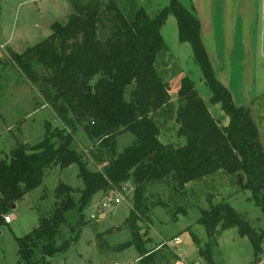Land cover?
<instances>
[{
  "label": "trees",
  "instance_id": "1",
  "mask_svg": "<svg viewBox=\"0 0 264 264\" xmlns=\"http://www.w3.org/2000/svg\"><path fill=\"white\" fill-rule=\"evenodd\" d=\"M68 2L72 12L65 23H51L50 34L36 45L7 52V59L39 89L61 126L44 122L39 140L32 145L19 143L7 157H0V223L10 204L40 185L51 166L63 169L76 164L84 187L55 185L53 208L39 215L29 233L15 237L16 264H50L45 258L70 243L62 247L56 241L65 225L64 213L73 207L81 211L95 194L119 190L126 181L133 186L126 221L141 264H174L176 258L170 250L157 255L156 247H143L137 220L150 221L152 207H168L147 195L148 185L163 184L169 196L182 197L191 180L218 170L232 176L242 172L248 199L264 211V150L257 126L249 108L235 105L217 78L191 0H169L152 12L136 0ZM168 16L176 19L178 40L189 44L192 61L210 91L204 101L190 77L180 78L175 123L176 135L184 136L185 142L178 146L159 141L160 128L152 116L171 99L168 81L155 67L157 54L167 49L160 28ZM215 103L228 119L225 125L208 109ZM79 129L91 142V160L100 166L98 170L87 168L84 156L71 144ZM124 132L133 134L134 141L118 152L115 137ZM81 221L80 216L71 228L77 230ZM197 223L205 230V240L186 229L208 264H215L212 250L217 235L229 228L250 242L254 253L250 264L261 259L264 228L250 225L226 200L200 209Z\"/></svg>",
  "mask_w": 264,
  "mask_h": 264
},
{
  "label": "rangeland",
  "instance_id": "2",
  "mask_svg": "<svg viewBox=\"0 0 264 264\" xmlns=\"http://www.w3.org/2000/svg\"><path fill=\"white\" fill-rule=\"evenodd\" d=\"M136 1L147 12L169 2ZM191 2L200 20V36L213 70L229 90L233 103L249 108L264 150V0ZM71 12L72 6L68 0H0L1 158L7 157L10 150L19 143L32 145L39 140L44 134V122L47 121L51 127L61 126L39 89L29 83L7 59V52L13 50L19 53L41 42L50 34L51 23H65ZM160 34L167 49L157 54L155 67L168 81L173 99L152 116L161 129L159 136L162 141L178 146L185 142V137L176 135L175 86L186 75L193 80L204 101L208 100L210 91L202 73L192 61L189 44L178 40L176 19L168 16L160 28ZM33 65L40 68L35 61ZM208 109L216 118H220L223 113L218 103L208 104ZM72 138L71 144L84 156L86 167L92 171L98 170L100 166L91 160L92 145L84 131L79 129ZM132 141L133 134L124 132L115 137V148L121 152ZM77 174L78 168L74 163L63 169L51 166L46 170L42 183L16 200L14 207L6 211L10 221L0 223V264H16L18 257L15 237L29 233L37 225L39 215L53 208L55 185L62 182L77 189L84 187ZM244 182L242 172L232 176L219 170L212 175L189 181L182 197L169 196L170 190L163 189V184L148 185L147 195L154 201H165L168 207H152L148 215L150 221L137 220L140 238L145 241L144 249L156 247L157 255H164L170 250L169 244H174L173 237H177L179 242L174 247L181 259L188 264H208L198 255L194 244L185 242L188 232L186 228L205 240V230L197 223L200 209L223 199L245 217L250 225L264 228V211L248 199L250 192L244 187ZM120 185L119 190L98 192L81 211L73 207L64 213L65 225L61 229V237L56 241L62 247L70 243L65 249L45 258L50 264H141L140 253L132 243L126 221L132 204L130 197L133 186L128 181ZM114 196L122 199L103 209L102 216L97 214L100 202ZM180 206L183 211L178 210ZM171 215L175 218L171 219ZM80 216L82 223L77 230L72 229L71 225H77ZM74 232H77L75 240L71 239ZM216 242L212 250L215 264H250L254 259L248 239L237 235L233 228L218 234ZM186 263L174 261V264ZM256 264H264V244L261 259Z\"/></svg>",
  "mask_w": 264,
  "mask_h": 264
},
{
  "label": "crops",
  "instance_id": "3",
  "mask_svg": "<svg viewBox=\"0 0 264 264\" xmlns=\"http://www.w3.org/2000/svg\"><path fill=\"white\" fill-rule=\"evenodd\" d=\"M185 43V42H184ZM217 74V73H216ZM217 78H218V76H217ZM177 88V86H175V88L174 89H176ZM174 92H175V90H174ZM175 94H176V92H175ZM171 99H173L172 97H171ZM171 99H170V101H171ZM175 100H176V97L174 98ZM163 107V106H162ZM160 109V108H159ZM159 111V110H158ZM157 111V112H158ZM156 113V112H155ZM220 118H221V123L223 124V125H225L227 122H228V119H227V117L226 116H224V114L222 113V114H220ZM223 120V121H222ZM158 126V125H157ZM158 128H159V126H158ZM160 132H161V129H160ZM160 134V133H159ZM158 139H159V141H161L162 143H164L165 141H162V139L160 138V136H158ZM219 171V170H218ZM212 175V174H211ZM200 179V178H199ZM187 184L188 183H186V187H187ZM222 233V231L219 233V234H221ZM186 236H187V238H185V242H191L192 244H193V242L191 241L192 240V238H191V240H190V237H189V234H188V232L186 233ZM173 241H174V244H172V243H170L169 245H171L170 246V251L176 256V258H173V261H178V263H181L182 261H184V263H186L185 262V260L184 259H181L180 258V256H178V254H177V251H176V249H175V247H174V245H176L178 242H179V238H177V237H173ZM168 247V246H167ZM171 248H174V250H172ZM196 248V247H195ZM157 249V248H156ZM115 264H118V263H115ZM186 264H188V263H186Z\"/></svg>",
  "mask_w": 264,
  "mask_h": 264
},
{
  "label": "built area",
  "instance_id": "4",
  "mask_svg": "<svg viewBox=\"0 0 264 264\" xmlns=\"http://www.w3.org/2000/svg\"><path fill=\"white\" fill-rule=\"evenodd\" d=\"M121 199L122 198L120 196H114V197L107 198V200L100 202L101 204L99 206V211L97 212V214L102 216L103 212H104L103 209H106L107 207H110L113 204H117L119 202V200H121ZM91 216H92V214H91ZM9 221H10L9 217L6 214H4L3 215V222L8 223Z\"/></svg>",
  "mask_w": 264,
  "mask_h": 264
},
{
  "label": "water",
  "instance_id": "5",
  "mask_svg": "<svg viewBox=\"0 0 264 264\" xmlns=\"http://www.w3.org/2000/svg\"><path fill=\"white\" fill-rule=\"evenodd\" d=\"M23 143H24V142H23ZM10 206H11V207H14V206H13V203H11Z\"/></svg>",
  "mask_w": 264,
  "mask_h": 264
}]
</instances>
